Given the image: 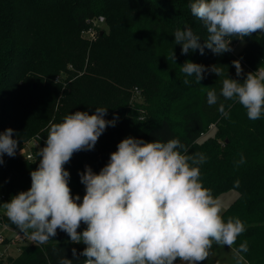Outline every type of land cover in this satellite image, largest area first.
Here are the masks:
<instances>
[{"label": "trees", "instance_id": "16d2710c", "mask_svg": "<svg viewBox=\"0 0 264 264\" xmlns=\"http://www.w3.org/2000/svg\"><path fill=\"white\" fill-rule=\"evenodd\" d=\"M192 2L0 0V132L12 128L18 141L15 156L4 155L0 165L3 195L11 199L31 187L30 173L38 167L37 153L44 147L51 123H60L75 111L92 114L95 108L104 107L108 119L123 116L117 128L120 141L127 137L145 142L176 138L189 154L203 153L207 157L200 166L203 185L217 197L231 190L238 194L223 213L225 221L237 217L246 227L233 247L247 241L249 250L240 255L248 264H264V116L252 121L242 105L223 97L216 105L207 103L209 88L219 95L227 74L242 82L248 72L264 67V34L245 37V48L238 56L233 50L214 55L208 49L204 55L199 50L183 55L174 43L177 29L191 27L201 43L208 35L191 14ZM101 18L109 31L99 33L96 41L82 40L81 32ZM230 39L234 44L239 41ZM233 60L241 62L240 77ZM185 61L227 68L221 77L206 72L198 83L194 75L186 77L180 71ZM62 71L68 79L56 82ZM185 79L188 84L183 83ZM134 87L144 92L145 102L130 106ZM220 103L228 118L219 113ZM212 125L216 128L213 135L199 142ZM32 141L38 147L30 149L32 158L27 159L30 153L21 156L19 152ZM114 141L112 136L99 137L94 150L75 153L64 166L70 173L73 196L79 195L82 201L85 186L79 174L86 166L99 173L116 151L111 146ZM241 156L246 162L238 164ZM2 222L17 229L8 217ZM85 227L81 224L78 231ZM84 247L57 230L47 243L24 245L16 258L0 264H59L63 256L82 264L84 257L79 253Z\"/></svg>", "mask_w": 264, "mask_h": 264}, {"label": "clouds", "instance_id": "9594fccd", "mask_svg": "<svg viewBox=\"0 0 264 264\" xmlns=\"http://www.w3.org/2000/svg\"><path fill=\"white\" fill-rule=\"evenodd\" d=\"M190 10L208 35L201 43L191 27L177 29L174 43L183 55L197 50L204 55L205 49L221 55L232 51L231 37L243 41L264 33V0H193ZM171 59L175 62L174 51ZM232 65L236 76H242L241 62L233 60ZM225 68L185 61L180 71L200 83L206 72L221 77ZM220 97L237 101L248 119L259 120L264 116V67L248 72L242 82L224 76L219 95L215 88L207 91L208 105H216ZM218 111L229 117L223 103ZM107 112L104 107L92 114L75 111L51 123L37 153L38 167L30 173L31 187L0 204L8 219L36 244L47 243L57 230L65 232L73 243L85 246L79 253L82 264H203L214 244L232 249L236 264H241L247 241L233 246L246 227L237 217L225 221L223 201L201 179L200 166L207 157L189 154L179 139H122L99 173L86 166L79 174L85 186L82 201L72 195L64 166L75 153L94 150L106 128L115 126L118 118L105 119ZM13 137L12 128L0 132V165L4 155L16 154ZM245 162L241 156L238 164ZM81 224L86 227L78 231ZM59 264L73 261L63 256Z\"/></svg>", "mask_w": 264, "mask_h": 264}, {"label": "rangeland", "instance_id": "374dc122", "mask_svg": "<svg viewBox=\"0 0 264 264\" xmlns=\"http://www.w3.org/2000/svg\"><path fill=\"white\" fill-rule=\"evenodd\" d=\"M105 19L103 21H101L100 19H95L92 21L91 26L89 29L83 30L81 32V39L82 40H89V41H96L97 40V35L99 33H104L105 31H109L108 27L105 24ZM257 36H262L264 33H255ZM245 41H241L239 40L236 44L231 43V48L233 50V53L238 56L245 48ZM68 69L72 70L71 67H67ZM82 74V73H81ZM80 74V75H81ZM68 79V75L65 71H62L60 73V75H58L55 78L56 82H65V80ZM63 86H67L66 83H63ZM145 102V94L144 92L141 91V89L134 87L131 90V104L134 103H144ZM118 119L116 120V124L115 126H109L106 128V130L104 131V133L100 136V138L103 140L106 136H112V138L115 140V144L111 145L112 149L117 150V145L120 142V138H119V133L117 131V128L121 127L123 121V116L119 115L117 117ZM144 118H148L147 116H144ZM105 119L107 120H112L113 117H110L109 119L107 118V116L105 117ZM214 133L213 129L209 130V132L204 135L201 136L200 141L202 142L205 140V138L212 136ZM104 137V138H103ZM32 147H38V143L36 141H32L30 143H28L25 147V149L21 150L19 153L21 156H26V154L30 153V149ZM31 154V153H30ZM29 154V155H30ZM3 195V186L0 183V196ZM238 197V194L231 190L228 192H225L223 194H221L219 196V198L223 201L224 203V212L236 201V198ZM10 201V199H5V200H0V204L5 203ZM223 212V213H224ZM7 218L6 214H5V210L3 208H0V220L2 221L3 218ZM18 229V228H17ZM0 233H3L5 235H9V231H6L3 229V227L0 225ZM11 253H12V257L11 258H16L19 253L20 250L17 248V246H12L11 248ZM4 263L8 261V259H3L2 260ZM179 264V263H178ZM203 264H236V258L234 256V253L232 251V249H229L227 246L225 247H221L218 245H213V247L210 250V254L208 256V258L203 262ZM241 264H248L244 259L241 261Z\"/></svg>", "mask_w": 264, "mask_h": 264}, {"label": "built area", "instance_id": "2783aa9c", "mask_svg": "<svg viewBox=\"0 0 264 264\" xmlns=\"http://www.w3.org/2000/svg\"><path fill=\"white\" fill-rule=\"evenodd\" d=\"M100 20L103 21L104 19L101 18ZM213 128H215V125L210 126L209 130ZM204 135L205 134H202V136ZM31 158V154L27 155V159ZM5 199V195L0 196V200ZM0 225L4 230L9 231V235L0 233V261L12 257V246H17V248L21 250V247L24 245H36V243L30 239L29 235H25L24 233L20 232L19 229L12 228L11 226L4 224L1 220Z\"/></svg>", "mask_w": 264, "mask_h": 264}, {"label": "crops", "instance_id": "0c3cea01", "mask_svg": "<svg viewBox=\"0 0 264 264\" xmlns=\"http://www.w3.org/2000/svg\"><path fill=\"white\" fill-rule=\"evenodd\" d=\"M216 130V128H213V131H215Z\"/></svg>", "mask_w": 264, "mask_h": 264}, {"label": "water", "instance_id": "95a60500", "mask_svg": "<svg viewBox=\"0 0 264 264\" xmlns=\"http://www.w3.org/2000/svg\"><path fill=\"white\" fill-rule=\"evenodd\" d=\"M35 87V86H34Z\"/></svg>", "mask_w": 264, "mask_h": 264}]
</instances>
